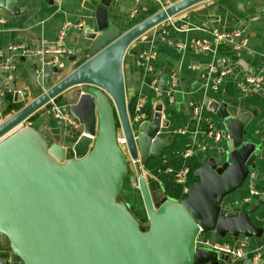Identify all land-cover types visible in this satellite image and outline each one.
I'll list each match as a JSON object with an SVG mask.
<instances>
[{
    "label": "water",
    "instance_id": "95a60500",
    "mask_svg": "<svg viewBox=\"0 0 264 264\" xmlns=\"http://www.w3.org/2000/svg\"><path fill=\"white\" fill-rule=\"evenodd\" d=\"M117 1H94L79 51L69 56L72 61L86 58L81 64L5 119L0 98V264H220L228 255L199 245V236L215 232L250 240L262 234L251 214L263 200L240 211L224 205L263 153L247 137L252 114L228 102H207L224 123L225 160L211 157L196 168L197 181L181 201H155L142 172L132 173L130 160L135 167L145 163L165 143L159 134L169 125L163 92L170 71L160 77L152 119L132 121L125 54L151 29L207 0H177L124 32L110 18ZM15 3L0 0V7L13 9ZM76 86L86 89L68 106L80 125L71 134V146L50 142L43 130L22 125ZM27 97L24 91L15 101ZM121 132L126 144L118 142ZM126 177L139 189L147 225L120 199Z\"/></svg>",
    "mask_w": 264,
    "mask_h": 264
},
{
    "label": "crops",
    "instance_id": "0c3cea01",
    "mask_svg": "<svg viewBox=\"0 0 264 264\" xmlns=\"http://www.w3.org/2000/svg\"><path fill=\"white\" fill-rule=\"evenodd\" d=\"M94 1L16 0L13 9L0 7V98L5 103L4 113L20 109L86 59L72 61L69 56L79 51L83 28L92 21ZM165 2L118 0L110 18L124 32L134 24L136 17L143 12L162 9ZM67 21L82 22L84 27L67 30L64 45L70 53L57 55V63L51 64L50 55L44 53V49L55 45ZM215 30L240 31L247 39L246 47L238 52L230 43L218 42ZM197 43H207L211 50H201L196 47ZM13 45L35 50L23 55L12 50ZM148 50L156 54L151 62L153 70L141 56ZM123 70L131 118L137 115V107L143 103L142 118L152 119L156 101V90L152 87L154 78L158 77L160 81L167 70L177 77V87L171 98L163 92V117L169 121L168 127L162 128L159 134L165 141L163 147L158 154L150 155L145 163L139 162L136 167L131 163L132 173L141 171L147 179L155 201L163 198L180 201L186 196L188 186L197 181L193 175L196 168L211 157H217L219 163L225 160L226 131L220 113L208 107L207 102L211 100L228 102L251 113L252 118L246 125L247 137L263 151L245 186L227 196L224 205L240 211L256 201H264V0H207L194 5L134 41L125 54ZM224 71L227 75L221 76ZM250 77L261 78L259 86L250 83ZM24 91L28 97L15 101V95ZM81 93V90L64 92L54 99L57 103L51 101L33 114L27 125L43 130L50 142L71 146L75 141L71 135L74 127L57 118L53 107L55 104L65 111ZM209 131L222 132L224 136L216 140ZM222 149L224 153H219ZM189 152L190 155L186 156ZM185 166L190 167L188 180L179 183L173 171ZM138 191L128 177L124 180L120 197L126 203H130L129 200L138 202L136 208L143 210ZM251 219L262 228L261 236L247 240L242 235L239 238L230 234L220 237L215 232L210 233V237L207 235L216 242L237 246L244 251L243 256H229L220 264H253L255 261L263 264L264 203L251 214Z\"/></svg>",
    "mask_w": 264,
    "mask_h": 264
},
{
    "label": "built area",
    "instance_id": "2783aa9c",
    "mask_svg": "<svg viewBox=\"0 0 264 264\" xmlns=\"http://www.w3.org/2000/svg\"><path fill=\"white\" fill-rule=\"evenodd\" d=\"M173 3V0H166V6L170 5ZM165 6V7H166ZM164 8V7H163ZM83 28L84 24L82 22L80 23H72V22H65L63 29L60 31L58 39L55 43L54 46L52 47H47L46 49H44V53L50 55V63L51 64H56L57 63V59L56 56L59 54H69L70 50L67 49L64 45V38L66 36V32L69 28ZM182 30H186L185 27H182ZM214 36L216 38V40L218 42H227L230 43L231 45H233V48L240 52L242 51L246 45H247V39L244 38L242 36V33L238 30H234V31H218L215 30L214 31ZM180 46L182 44H179ZM196 47L201 49V50H211V45L207 44V43H197ZM11 49L17 52H20L23 55H26L30 52H33L35 49L32 48H28L22 45H13L11 46ZM39 51V49H38ZM146 62H149V68L150 70H153L151 62H153V60L156 58V54L152 51V50H148V51H144L141 55ZM227 72L224 71L221 73V76H226ZM221 78V77H220ZM248 81L252 84L258 85L260 81H262L261 78H255V77H250L248 78ZM160 84L159 78L155 77L153 80V84L152 87L157 91L158 90V86ZM177 87V77L174 73H171L169 75V79H168V83H167V89H166V93L169 96V99L171 98V94L175 91ZM171 101H173L171 99ZM143 107V103H140L137 107L138 113L136 116H134L132 118V121H138L140 118H142V114H141V110ZM53 110L56 111V117L59 119H64L69 125H71L74 128H79V122L73 117V115L70 113L69 108L67 107V109L64 110H60V106L55 105L53 107ZM195 112L198 113V109H195ZM210 136L214 137L216 140H220L222 139V137L224 136V134L222 132H218V131H209ZM118 142L120 144H126V139L125 136L123 135V133H118ZM190 155L189 153H186V156ZM173 174L176 178V181H178L179 183H186L188 180V176L190 174V167L185 166L182 167L181 169L175 170L173 171ZM252 193H254L252 191ZM197 243L205 248H209L215 251H220L225 253L226 255L229 256H235V257H241L244 255V251L237 247V246H233V245H228V244H223V243H219L216 242L210 238H207L206 236H199L197 239ZM253 264H257V262L255 261Z\"/></svg>",
    "mask_w": 264,
    "mask_h": 264
},
{
    "label": "rangeland",
    "instance_id": "374dc122",
    "mask_svg": "<svg viewBox=\"0 0 264 264\" xmlns=\"http://www.w3.org/2000/svg\"><path fill=\"white\" fill-rule=\"evenodd\" d=\"M159 2V1H158ZM166 3V2H165ZM166 5H164L163 7H165ZM145 12H143L141 15H143ZM86 88H85V86H76V87H73V88H70L69 90H67V92H70V91H84ZM66 92V91H65ZM63 94V93H62ZM59 97V96H58ZM61 97V96H60ZM56 99V98H55ZM54 101V100H53ZM55 103H57V101L55 100L54 101ZM10 114H12V112L11 113H9V114H7V113H2V115H1V118L2 119H5L8 115H10ZM28 124V120H26L25 122H23V126L24 125H27ZM118 131H120V126H118ZM130 162L131 163H133L131 160H130ZM131 163H130V165H131ZM126 178H128V177H126ZM245 186V184L243 185V187ZM243 187H241V188H243ZM137 188V187H136ZM240 188V189H241ZM140 193H139V191L137 192V195H139ZM123 198L125 199V196H124V194H123ZM183 199V197H181V199H180V201ZM130 201V203H128L130 206H132V208L134 209L133 211H134V214H135V216L140 220V222L142 223V224H144V225H147L148 224V220H147V218H146V214H145V211H144V209L143 210H138L137 208H136V205L138 204V202H136V201H131V200H129ZM140 211V212H139ZM210 233H213V232H210ZM210 233L208 234L209 235V237H210ZM217 235V234H216ZM207 237V236H206Z\"/></svg>",
    "mask_w": 264,
    "mask_h": 264
},
{
    "label": "trees",
    "instance_id": "16d2710c",
    "mask_svg": "<svg viewBox=\"0 0 264 264\" xmlns=\"http://www.w3.org/2000/svg\"><path fill=\"white\" fill-rule=\"evenodd\" d=\"M154 12H155V11L145 12L143 15H140V16L136 17L133 25H135L136 23L142 21L143 19L147 18L148 16L152 15ZM133 25H132V26H133ZM132 26H131V27H132ZM30 118H32V116H31ZM30 118H29L28 120H30ZM120 199H121V197H120ZM133 213H134V212H133Z\"/></svg>",
    "mask_w": 264,
    "mask_h": 264
}]
</instances>
